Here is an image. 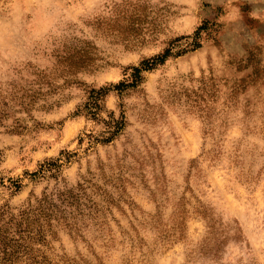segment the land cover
Wrapping results in <instances>:
<instances>
[{
  "label": "rangeland",
  "instance_id": "rangeland-1",
  "mask_svg": "<svg viewBox=\"0 0 264 264\" xmlns=\"http://www.w3.org/2000/svg\"><path fill=\"white\" fill-rule=\"evenodd\" d=\"M0 264H264V0H0Z\"/></svg>",
  "mask_w": 264,
  "mask_h": 264
},
{
  "label": "trees",
  "instance_id": "trees-1",
  "mask_svg": "<svg viewBox=\"0 0 264 264\" xmlns=\"http://www.w3.org/2000/svg\"><path fill=\"white\" fill-rule=\"evenodd\" d=\"M198 37V34L196 35ZM172 55L171 49H167L163 54H159L153 58L145 59L141 62L140 66H135L132 69L131 80L123 81L118 84H110L103 86L101 88H94L89 92V96L84 106L78 109L76 115H85L89 116L95 121L102 122L106 125L107 137L102 139V142L107 143L113 138H115L124 128L126 127V116L122 112L118 117L115 115V112H110L108 119L104 118L101 114L103 111L102 102L104 98L113 90L123 91L127 88L137 87L139 82L142 79V73L145 71H151L157 66L164 64L169 56ZM89 58L85 57V54H80L76 52L69 56H61L60 63L67 65V68L70 71L76 70L78 67H81L85 61Z\"/></svg>",
  "mask_w": 264,
  "mask_h": 264
}]
</instances>
